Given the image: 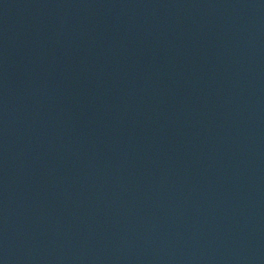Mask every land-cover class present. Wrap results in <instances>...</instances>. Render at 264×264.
Masks as SVG:
<instances>
[{
    "label": "water",
    "instance_id": "1",
    "mask_svg": "<svg viewBox=\"0 0 264 264\" xmlns=\"http://www.w3.org/2000/svg\"><path fill=\"white\" fill-rule=\"evenodd\" d=\"M0 264H264V0H0Z\"/></svg>",
    "mask_w": 264,
    "mask_h": 264
}]
</instances>
